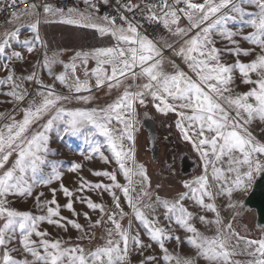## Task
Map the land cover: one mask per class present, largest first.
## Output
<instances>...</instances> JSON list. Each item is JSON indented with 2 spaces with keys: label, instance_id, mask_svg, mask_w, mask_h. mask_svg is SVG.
Instances as JSON below:
<instances>
[{
  "label": "snow or ice",
  "instance_id": "6c2138e0",
  "mask_svg": "<svg viewBox=\"0 0 264 264\" xmlns=\"http://www.w3.org/2000/svg\"><path fill=\"white\" fill-rule=\"evenodd\" d=\"M84 3L88 8L83 12L69 8L65 13L63 8L54 9L37 0H0V12L12 10L11 20L6 24L13 25L0 32V72L5 73L0 78V95L15 105L12 112L0 113V121L7 120L0 125V264H130L132 253L144 256L152 243L158 246L160 255L150 253L141 264H195L194 258L174 255L166 247L169 241L183 242L180 236L172 234L173 224L191 234L186 236L188 245L207 264H264V238L240 236L231 223H223L215 203L219 197L231 198L235 191L246 190L254 173L264 172V143L248 130L254 120L264 122V0H156L154 3L120 0L115 16L101 17L95 14L98 11L95 0H84ZM103 3L108 4L109 0ZM137 14L147 22L162 25L177 38L175 44L165 41L164 46L184 60L195 78L175 69L174 64L173 74L163 71V51L155 38L143 34ZM55 16L58 19H50ZM25 18H28L26 23ZM98 19L103 23H97ZM182 19L187 22L184 26ZM51 22L92 28L116 43L77 51L65 63L58 55L49 56L44 51L47 44L42 38L41 26ZM245 28L250 31L245 32ZM22 36L25 38L21 39ZM215 37L221 42L227 41L223 48L216 46ZM242 42L250 47H241ZM37 48L42 53L37 68L47 69L48 76L53 78L52 84H45L39 71L17 74V62L24 61ZM224 53L232 55L234 62L222 61ZM242 56L252 59L243 62ZM90 60L96 62L91 72ZM57 64L63 67L59 74L53 70ZM78 70L83 71L84 79L77 74ZM236 73L242 83L252 85L248 91L235 92ZM128 78L146 82L137 85L136 91L126 87L103 107L69 109L62 103L72 100L87 103L92 97L80 93H91L94 87L115 89ZM56 81L67 88L68 94L56 91ZM29 83L31 92L26 87ZM149 96L157 111L175 112L180 117L177 128L185 140L193 143L204 161V173L185 181L186 191L172 199L157 195L153 200L147 171L135 160L136 106H145ZM17 109L23 113L21 120L15 118ZM61 125L66 126L65 133L72 134L90 125L93 129L89 133L90 151L80 155L89 161L98 156L107 164L110 158L105 152L110 153L127 184H120L115 172L93 171L94 176L106 177L111 183H93L78 175L79 183L74 191L63 183L61 164L53 163L46 171L49 133ZM82 169L81 162H72L67 172L80 173ZM57 182L58 187H51ZM42 186L49 188L51 199H41L45 197L44 192L34 196V190ZM114 189L122 193L132 210L137 229L131 220L127 227L122 226L121 220L128 214ZM86 191H95L101 196L109 193L114 210L102 202H94L83 194ZM57 192L66 198L63 209L73 217L81 215L74 207L76 202L99 214L94 222L88 212L82 215L90 229L106 226L101 236L103 245L91 250L80 244L69 246L66 241L47 238L50 233L41 230L42 224L65 231L70 225L81 233V240L94 237L76 219L62 215ZM30 197L34 198L40 215L12 207L13 198ZM186 200L193 201L205 212L214 213L215 219L189 211L184 205ZM227 207L235 209L237 205L229 200ZM158 209L163 210L167 228L161 224ZM197 219L202 224L215 225V234L207 236L200 232L193 223ZM139 229H143L150 243L142 241ZM236 255L250 259L234 261L232 257Z\"/></svg>",
  "mask_w": 264,
  "mask_h": 264
},
{
  "label": "rangeland",
  "instance_id": "374dc122",
  "mask_svg": "<svg viewBox=\"0 0 264 264\" xmlns=\"http://www.w3.org/2000/svg\"><path fill=\"white\" fill-rule=\"evenodd\" d=\"M77 10V9H76ZM79 11V10H78ZM67 13V12H65ZM97 17H101L96 15ZM50 19L56 20L58 19V16L51 17ZM28 18H25L24 23H26ZM97 23H103L101 20H97ZM186 20L181 21V25H186ZM13 25H9L7 28H11ZM5 30V29H4ZM1 30L0 32L4 31ZM26 31V30H25ZM245 32L250 31V29L245 28ZM27 34V33H26ZM30 35V34H29ZM41 35L43 40L47 44V49L44 51L47 52L49 56L58 55L59 60L68 63L71 60V57L77 52V51H89L95 48L100 47H110L114 46L116 41L111 38L110 36H101L95 29L92 28H85V27H77L73 25H65L61 23L51 22V23H45L41 26ZM25 37L22 36L21 39H24ZM176 37H173L170 33L166 38L161 39L157 41V46L160 47L163 51V64L162 69L165 73L173 74L175 69L181 70L186 72L188 75L193 76L195 78L194 73L191 72V70L188 68L187 64L184 62V60L179 57L175 56L172 49H169L164 46L165 41L168 43L175 44ZM217 40L216 46L218 48H223L224 44L227 43V41H220L219 37H215ZM239 39V37H237ZM241 47L248 48L250 45H248L246 42L241 43ZM19 50V49H18ZM170 51L169 53H166V51ZM42 59V53L39 48H37V51L27 55L26 59L21 62H17L16 64V71L17 74H23L28 75L32 71H39L41 79L44 81L45 84H52L53 78L48 76L47 69L37 68V65L40 63ZM222 61H227L228 63L234 62V57L228 53H224L221 57ZM252 59V57H241V60L243 62H248ZM173 64L175 65V69L173 67ZM96 67V62L94 60H90L88 63V70L89 72L92 71ZM107 67V66H106ZM54 72L59 74L61 71H63V67L61 64H57L54 66ZM110 70V69H109ZM78 75H80L81 79H84L83 71L78 70ZM5 75L4 72H0V78H3ZM253 78H255L253 74ZM146 81L141 79H136L135 81L131 78H128L124 80V82L115 89L109 90L107 86L96 89L93 88V91L91 93L83 92L79 95H85V96H91L92 99L85 103L84 101H76L72 100L71 102H62L65 103L66 107L69 109H92V108H98L106 106L108 103H111L113 100H115L118 95L122 94L125 88L127 87L129 91H136L137 85H140ZM91 83L94 85L95 80L93 79ZM56 85V91L61 92L63 94H68L67 88L64 85H61L58 81L55 82ZM26 87L32 89L31 83L27 84ZM252 85H247L242 83L241 78L238 73L234 76V90L236 93H244L248 91ZM38 99V98H37ZM9 98L3 95H0V113H10L12 112L15 105H13L8 101ZM170 102H172L170 100ZM146 105L148 108V111L151 113L152 116L157 121H165L166 123H172V125L176 128L177 134L176 138H179V140L183 143L180 145V143L176 144H170L171 146H174L178 151L182 153H188L190 155L191 159H194L197 161V168L193 171V174L188 176H183L178 173H174L173 167H167L163 164L164 159L168 157L169 153V146L164 144L163 138L161 137L160 140V147H161V154H160V162L154 163L150 157V152L147 150L149 143H148V137L146 131L142 128L140 125V120L142 119V114L144 109H142L140 105H137V130L134 132L135 136V145H134V154H135V160L137 164H141L144 166V168L147 171L148 177L150 179V188L149 191L153 193V200H155V197L157 195L172 199L175 197H178V195L186 189L183 188V183L185 181H191L192 179L202 175L204 173V161L201 159L200 152H198L194 147L193 143L185 140L184 136L179 128H177L176 124L177 121L180 120V117L175 112H168L167 114L161 113L157 111V109L154 107L153 103L151 102V97L146 98ZM23 106V105H22ZM186 111V110H185ZM23 117V113L17 109L15 113V118L17 120H21ZM47 117L44 118L46 120ZM44 120L40 121V123H43ZM7 122V120L0 121V125ZM36 125H33V128H35ZM64 125H61L59 129H53L49 133V141H48V148L49 153L47 155V161L48 163L44 166L45 170H50V165L53 163H59L62 165L60 168V171L64 173L63 176V183L70 189V190H76L78 186V175H82L87 181H91L93 183L102 182L104 184H110L111 181H109L106 177H96L92 173L93 171H109V172H115L117 175V181L122 184L126 185L127 181L124 179L123 174L118 170V165L114 162V160H111V154L108 152H105V155L109 156L110 162L104 163L98 156H94L92 160H86L84 156L80 155V153L88 154L90 151V144H89V133L93 131L90 125L84 127L81 129V131L77 134L72 133H65L64 132ZM248 130L252 133V135L260 142L264 143V122H261L259 120H254L250 125H248ZM162 134V133H161ZM191 134V133H190ZM11 162V161H10ZM72 162H81L83 164V169L80 173H70L67 172V167ZM257 172L254 173L253 178L247 182L246 190L243 191H235L231 198L228 197H219L216 199L215 203L220 210V215L223 223L226 225L228 223H231L233 225V229L236 233H239L240 236H243L242 233L238 232L237 229L234 226V217L240 208L241 203L243 200L248 196L250 193L253 183L255 181ZM59 182L54 183L51 185V187H58ZM139 185H137V191H139ZM114 191L117 192V195L121 196V206L124 208L126 215L123 220H121L122 226L127 227L129 221L131 220L133 223V228H138V222L133 219L132 210L127 206V202L124 200L122 193L118 189H114ZM39 192H44L45 197H42L41 199L47 198L51 199V193L49 191L48 187H40L34 190V196L35 194H38ZM80 193H77L79 195ZM84 195L90 196L94 202H102L106 208L114 210V205L112 203L111 195L107 192H104L103 195H98L95 191H86L83 193ZM14 203L12 204V207L15 209L22 211V212H30L33 215H40V210L36 207L34 198H13ZM75 199V198H74ZM229 200L232 203H235L237 207L235 209H230L227 207ZM57 201L62 206V215L66 216L70 219H76L78 223H80L83 227L85 232H88L89 234L94 233L93 239H79L81 236V233L75 229H73L70 225L67 228V231L64 229L57 228L55 226H51L48 224H42L41 230H46L50 233V236L47 237L49 240H55L60 239L62 241H66L69 246L80 244L85 249H91L95 250L96 247L103 245L104 241L101 239V236L104 234L105 227L101 226L97 227L95 229H90L88 227V223L85 221L83 217L84 212H88L89 215L92 217V221L94 222L99 214L93 213L91 210H89L86 205L81 204L79 202L74 203V207L78 213H81L79 217H73L70 212L63 209V205L66 203V198L63 196L62 193L57 192ZM208 202V201H206ZM185 207L189 209V211H192L195 213H200L205 215L208 219L214 220L215 214L211 212H205L202 209H199L198 206L194 204L191 200L184 201ZM163 210L158 209L157 214L160 215L161 224L164 227H168V225L164 222V217L162 215ZM106 219V217H105ZM193 223L197 227V229L202 232L204 235L212 236L215 234V225H205L202 224L197 220H194ZM244 223L248 225V227L253 231L254 229V223H255V215L254 214H247L244 218ZM172 234L178 235L181 237V240L183 241L180 244H177L175 241H169L166 242V247H168L169 251L173 253L174 255L178 254L180 256H183L184 258H194L195 264H207V261L204 259L198 257L196 255V250L194 248L188 249L190 245L187 243L186 236L191 234H186L183 229H180L176 225L171 226ZM141 239L144 243H150L147 235L143 232V229H139ZM249 239H255L253 235L247 236ZM264 238V235L262 236ZM33 239L39 240L38 237L33 236ZM17 246V245H13ZM153 253L160 255V250L158 246L155 243H152V247L148 249L144 256L140 255L138 252H134L130 255V264H141V261L144 260L145 256L148 254ZM242 255H236L233 256L232 259L234 261H243Z\"/></svg>",
  "mask_w": 264,
  "mask_h": 264
},
{
  "label": "water",
  "instance_id": "95a60500",
  "mask_svg": "<svg viewBox=\"0 0 264 264\" xmlns=\"http://www.w3.org/2000/svg\"><path fill=\"white\" fill-rule=\"evenodd\" d=\"M139 123L147 133L151 159L154 163H157L159 161L160 147L158 145L155 119L150 114H146ZM197 166V161L191 159L189 155H186L183 160V176L193 174ZM237 213L235 218H245L247 214L255 215L253 231L248 225L245 226V230L237 228V231L242 233L243 236L253 235L255 238H262L264 235V172H257L253 187L241 203Z\"/></svg>",
  "mask_w": 264,
  "mask_h": 264
},
{
  "label": "built area",
  "instance_id": "2783aa9c",
  "mask_svg": "<svg viewBox=\"0 0 264 264\" xmlns=\"http://www.w3.org/2000/svg\"><path fill=\"white\" fill-rule=\"evenodd\" d=\"M39 3H48L54 9L63 8L65 12L67 9L74 8L81 12L88 8V5L84 3V0H37ZM97 3L98 11H96V15L98 16H115L118 12V4L120 0H109L108 4H104L103 0H95ZM134 2L145 3V2H156V0H134ZM12 10L0 12V31L4 30L10 24H6V21L11 20L10 12ZM125 15L132 16L133 13L125 12ZM136 19L143 26L142 32L144 35H147L149 38H155V42L166 38L170 33L163 28L162 25L157 23L147 22L140 17V15H136ZM170 51H166L169 53Z\"/></svg>",
  "mask_w": 264,
  "mask_h": 264
},
{
  "label": "flooded vegetation",
  "instance_id": "af4514ba",
  "mask_svg": "<svg viewBox=\"0 0 264 264\" xmlns=\"http://www.w3.org/2000/svg\"><path fill=\"white\" fill-rule=\"evenodd\" d=\"M141 108L144 109L142 116H144L146 114L151 115V113L148 111L147 105L142 106ZM152 117L154 118V116H152ZM155 122H156V126H157V139H158L159 147H160L161 137L163 138L164 144L169 146L168 157L166 159H164L163 164L167 167H173L174 173H178V174L183 175V170H184L183 160H184L185 156L188 155V153H185V152L182 153V152L178 151V149H176L174 146L170 145L171 143L172 144L180 143V145L183 144L179 140V138L175 137L177 134L176 128L172 125V123H166L165 121H157L156 119H155ZM147 150L149 151V146H148ZM160 154H161V147H160V151H159V161L157 163L160 162ZM150 157H151V155H150ZM234 226L236 229L241 228L242 230H245L246 224L244 223V217L243 218H240V217L235 218L234 217Z\"/></svg>",
  "mask_w": 264,
  "mask_h": 264
},
{
  "label": "crops",
  "instance_id": "0c3cea01",
  "mask_svg": "<svg viewBox=\"0 0 264 264\" xmlns=\"http://www.w3.org/2000/svg\"><path fill=\"white\" fill-rule=\"evenodd\" d=\"M188 249H192L191 246H189ZM248 259H250V257H246V256L243 257V261H246Z\"/></svg>",
  "mask_w": 264,
  "mask_h": 264
}]
</instances>
